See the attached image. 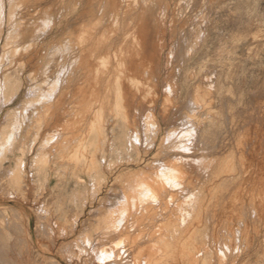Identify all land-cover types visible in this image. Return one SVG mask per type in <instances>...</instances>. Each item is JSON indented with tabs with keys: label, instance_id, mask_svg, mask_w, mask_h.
I'll return each mask as SVG.
<instances>
[{
	"label": "rangeland",
	"instance_id": "374dc122",
	"mask_svg": "<svg viewBox=\"0 0 264 264\" xmlns=\"http://www.w3.org/2000/svg\"><path fill=\"white\" fill-rule=\"evenodd\" d=\"M135 1L0 0V200L41 264H264V0Z\"/></svg>",
	"mask_w": 264,
	"mask_h": 264
},
{
	"label": "bare ground",
	"instance_id": "6f19581e",
	"mask_svg": "<svg viewBox=\"0 0 264 264\" xmlns=\"http://www.w3.org/2000/svg\"><path fill=\"white\" fill-rule=\"evenodd\" d=\"M94 1H95V0H94ZM104 1H105V0H104ZM111 1H112V0H111ZM113 1H114V0H113ZM129 1H130V0H129ZM131 1H132V0H131ZM150 1H151V0H150ZM152 1H153V0H152ZM156 1L158 2V0H156ZM23 2H24V1H23ZM90 2H91V1H90ZM102 2H103V1H102ZM107 2H108V1H107ZM115 2H116V1H115ZM121 2H122V1H121ZM127 2H128V1H127ZM135 2H137V0H136ZM160 2H161V1H160ZM160 2H159V3H160ZM191 2H192V1H191ZM78 3H79V2H78ZM92 3H93V1H92ZM99 3H100V2H98V4H99ZM129 3H130V2H129ZM142 3H143V0H142ZM144 3H146L145 0H144ZM151 3H153V2H151ZM162 3H163V1H162ZM162 3H161V4H162ZM182 3H183V2H182ZM0 4H1V3H0ZM89 4H90V3H89ZM101 4H102V3H100L99 6L96 5V7H97V6L100 7ZM131 4H132V2H131ZM136 4H138V3H136ZM180 4H181V3H180ZM113 5H114V4H113ZM132 5H133V4H132ZM145 5H147V4H145ZM151 5H152V4H151ZM156 5H157V4H156ZM166 5H167V4H166ZM182 5H183V4H182ZM10 6H11V5H10ZM48 6H49V5H48ZM103 6H105V2H104V4H103ZM103 6H102V7H103ZM115 6H116V5H115ZM115 6H114V8H115ZM117 6H118V5H117ZM127 6H128V4H127ZM127 6H126V7H127ZM130 6H131V5H130ZM148 6H149V5H148ZM158 6H160V4H158ZM167 6H168V5H167ZM167 6H165V7H167ZM89 7H90V5H89ZM110 7H111V6H110ZM119 7H120V6H119ZM152 7H153V6H152ZM168 7H169V6H168ZM184 7H185V6H184ZM16 8H17V7H16ZM116 8H118V7H116ZM130 8H131V7H130ZM143 8H145V6H144ZM148 8H149V7H148ZM157 8H158V7H157ZM62 9H63V7H62ZM89 9H91V8H89ZM96 9H98V8H96ZM167 9H168V8H167ZM167 9H166V10H167ZM183 9H184V8H183ZM52 10H53V9H52ZM52 10H51V11H52ZM101 10H102V9H101ZM111 10H115V9H112V8H111ZM126 10H128V9H126ZM142 10H143V9H142ZM150 10H151V9H150ZM25 11H26V10H25ZM49 11H50V10H49ZM153 11H154V9H153ZM158 11H159V10H158ZM183 11H184V10H183ZM45 12H46V11H45ZM89 12H90V11H89ZM102 12H103V11H102ZM111 12H112V11H111ZM117 12H118V11H117ZM154 12H155V11H154ZM160 12H161V11H160ZM179 12H180V11H179ZM38 13H39V11H38ZM42 13H43V12H42ZM61 13H62V12H61ZM86 13H87V12H86ZM86 13H85V14H86ZM91 13H92V12H91ZM118 13H120V12H118ZM142 13H145V11H143ZM151 13H153L152 10H151ZM166 13H167V12H166ZM199 13H200V12H199ZM50 14H51V13H50ZM149 14H150V13H149ZM155 14H156V12H155ZM103 15H104V14H103ZM111 15L113 16L112 13H111ZM111 15H110V16H111ZM118 15H119V14H118ZM141 15H142V14H141ZM143 15H144V14H143ZM150 15H151V14H150ZM161 15H162V14H161ZM179 15H180V14H179ZM10 16H11V15H10ZM59 16H60V15H59ZM193 16H194V15H193ZM11 17H12V16H11ZM13 17H14V16H13ZM13 17H12V18H13ZM101 17H102V16H101ZM105 17H106V16H105ZM137 17H138V16H137ZM158 17H159V16H158ZM161 17H162V16H161ZM180 17H181V16H180ZM9 18H10V17H9ZM17 18H18V17H17ZM80 18H81V17H80ZM88 18H89V17H88ZM90 18H91V17H90ZM109 18H110V17H109ZM144 18H145V17H144ZM146 18H148V16H147ZM189 18H190V17H189ZM202 18H203V17H202ZM51 19H52V18H51ZM175 19H176V18H175ZM41 20H42V19H41ZM100 20H101V19H100ZM156 20H157V19H156ZM10 21H11V20H10ZM90 21H91V20H90ZM90 21H89V22H90ZM145 21H146V20H145ZM147 21H148V20H147ZM147 21H146V24H147ZM190 21H191V20H190ZM94 22H96V21H94ZM131 22H133V20H132ZM154 22H155V21H154ZM157 22H158V21H157ZM186 22H187V21H186ZM33 23H34V22H33ZM41 23H42V22H41ZM44 23H45V22H44ZM117 23H118V22H117ZM176 23H177V22H176ZM30 24H31V23H30ZM85 24H86V22H85ZM141 24H142V22H141ZM204 24H205V23H204ZM16 25H17V24H16ZM50 25H51V23H50ZM92 25H93V24H92ZM199 25H200V24H199ZM29 26H30V25H29ZM33 26H34V25H33ZM146 26H147V25H146ZM146 26H145V27H146ZM200 26H201V25H200ZM27 27H28V26H27ZM35 27H36V26H35ZM47 27H48V25H47ZM70 27H71V26H70ZM78 27H79V26H78ZM87 27H88V26H87ZM29 28H31V27H29ZM81 28H82V27H81ZM83 28H85V27H83ZM106 28H107V27H106ZM116 28H117V27H116ZM134 28H135V27H134ZM142 28H143V27H142ZM201 28H203V27H201ZM26 29H28V28H26ZM37 29H38V28H37ZM67 29H68V28H67ZM85 29H86V28H85ZM110 29H112V28H110ZM117 29H118V28H117ZM132 29H133V28H132ZM199 29H200V28H198V30H199ZM17 30H18V29H17ZM29 30H30V29H29ZM33 30H36V29L33 28ZM76 30H77V29H76ZM78 30H79V29H78ZM136 30H137V29H136ZM187 30H188V29H187ZM201 30H202V29H201ZM70 31H71V30H70ZM92 31H93V30H92ZM105 31H106V30H105ZM110 31H111V30H110ZM112 31H113V30H112ZM114 31H115V30H114ZM26 32H27V31H26ZM115 32H116V31H115ZM150 32H151V31H150ZM18 33H19V32H18ZM18 33H17V34H18ZM29 33H30V32H29ZM31 33H32V31H31ZM33 33H34V32H33ZM67 33H68V32H67ZM83 33H84V32H83ZM151 33H153V32H151ZM202 33H203V32H202ZM24 34H25V33H24ZM35 34H36V33H35ZM76 34H77V33H76ZM88 34H89V33H88ZM90 34H91V33H90ZM93 34H94V33H93ZM104 34H106V33H104ZM104 34H103V35H104ZM110 34H111V33H110ZM110 34H107V36L110 35ZM131 34H134V33L132 32V33H130V35H131ZM145 34H146V33H145ZM33 35H34V34H33ZM83 35H84V34H83ZM103 35H102V36H103ZM137 35H138V34H137ZM147 35H148V34H147ZM150 35H151V34H150ZM201 35H202V34H201ZM28 36H29V35H28ZM66 36H68V35H66ZM85 36H86V32H85ZM87 36H89V35H87ZM111 36H112V35H111ZM126 36H127V35H126ZM143 36H144V35H143ZM194 36H195V35H194ZM76 37H77V35H76ZM82 37H83V36H82ZM90 37H91V36H90ZM100 37H101V36H100ZM148 37H149V36H148ZM178 37H179V36H178ZM187 37H188V36H187ZM200 37H201V36H200ZM70 38H71V37H70ZM70 38H69V39H70ZM107 38H110V37L108 36ZM111 38H112V37H111ZM127 38H128V37H127ZM172 38H173V37H172ZM77 39H78V38H77ZM84 39H86V38H84ZM84 39H83V42L85 41ZM87 39H88V38H87ZM124 39H125V37H124ZM146 39L148 40V38H146ZM173 39H174V38H173ZM179 39H180V37H179ZM196 39H197V38H196ZM38 40H39V39H38ZM73 40H74V39H73ZM73 40H71V41H73ZM103 40H104V39H103ZM69 41H70V40H69ZM69 41H68V42H69ZM93 41H94V40H93ZM108 41H109V40H108ZM126 41H127V40H126ZM158 41H159V40H158ZM78 42H79V44H80V41H78ZM85 42H86V41H85ZM85 42H84V43H85ZM103 42H104V41H103ZM105 42H106V41H105ZM123 42H125V41H123ZM164 42H165V40H164ZM183 42H184V40H183ZM73 43H74V42H73ZM87 43H88V42H87ZM96 43H97V42H96ZM130 43H131V42H130ZM146 43H147V42H146ZM151 43H152V41H151ZM67 44H68V43H67ZM75 44H76V43H75ZM82 44H83V43H82ZM106 44H107V43H106ZM134 44H137V43H134ZM139 44H140V43H139ZM149 44H150V43H148V45H149ZM161 44H162V43H161ZM175 44H176V42H175ZM30 45H31V44H30ZM33 45H34V44H33ZM60 45H61V44H60ZM71 45H72V44H71ZM104 45H105V44H104ZM120 45H121V44H120ZM127 45H128V44H127ZM132 45H133V44H132ZM132 45H131V46H132ZM151 45H152V44H151ZM31 46H32V45H31ZM34 46H36V45H34ZM69 46H70V45H69ZM88 46H89V45H88ZM125 46H126V44H125ZM135 46H136V45H135ZM181 46H182V45H181ZM7 47H8V46H7ZM75 47H76V46H75ZM77 47H78V44H77ZM116 47H117V46H116ZM122 47H124V46L122 45ZM128 47H129V45H128ZM150 47H151V46H150ZM32 48H33V47H32ZM95 48H96V47H95ZM100 48H101V47H100ZM124 48H125V47H124ZM130 48H132V47H130ZM135 48H137V47H135ZM135 48H134V49H135ZM140 48H141V47H140ZM157 48H158V47H157ZM163 48H164V47H163ZM174 48H175V45H174ZM57 49H58V48H57ZM59 49H60V48H59ZM71 49H72V48H71ZM77 49H78V48H77ZM84 49H85V48H84ZM93 49H94V48H93ZM93 49H92V50H93ZM96 49H97V48H96ZM98 49H99V48H98ZM122 49H123V48H122ZM68 50H69V49H68ZM111 50H112V49H111ZM137 50H138V49H137ZM153 50H154V49H153ZM153 50H152V51H153ZM161 50H163V49H161ZM28 51H29V50H28ZM28 51H27V52H28ZM86 51H87V50H86ZM93 51H94V50H93ZM109 51H110V50H109ZM118 51H119V50H118ZM124 51H125V49H124ZM130 51H131V50H130ZM173 51H174V50H173ZM16 52H17V51H16ZM55 52H57V51H55ZM63 52H64V51H63ZM65 52H66V51H65ZM69 52H70V51H69ZM81 52H82V50H81ZM83 52H84V51H83ZM134 52H135V51H134ZM138 52H139V51H138ZM188 52H189V51H188ZM87 53H88V52H87ZM94 53H95V52H94ZM105 53H106V52H105ZM125 53H126V51H125ZM152 53H153V52H152ZM58 54H59V53H58ZM76 54H77V53H76ZM83 54H84V53H83ZM106 54H107V53H106ZM110 54H111V52H110ZM173 54H174V53H173ZM14 55H15V54H14ZM80 55H81V54H80ZM86 55H87V54H86ZM93 55H94V54H93ZM122 55H123V54H122ZM131 55H134V54H131ZM166 55H167V53H166ZM187 55H188V54H187ZM72 56H73V55H72ZM105 56H107V55H104V57H105ZM159 56H160V55H159ZM178 56H179V55H178ZM31 57H32V56H31ZM64 57H65V55H64ZM116 57H117V55H116ZM124 57H125V56H123V59H124ZM128 57H129V55H128ZM157 57H158V56H157ZM165 57H166V56H165ZM82 58H83V57H82ZM111 58H112V56H111L109 59L111 60ZM167 58H168V57H167ZM84 59H85V58H84ZM119 59L122 60L121 58H119ZM136 59H137V58H136ZM169 59H170V56H169ZM75 60H76V59H75ZM79 60H81V58H80ZM128 60H129V59H128ZM128 60H127V61H128ZM170 60H171V59H170ZM76 61H77V60H76ZM124 61H126V58L124 59ZM165 61H167V60H165ZM54 62H55V61H54ZM54 62H53V63H54ZM56 62H58V61H56ZM80 62H81V61H80ZM142 62H143V61H142ZM76 63H77V62H76ZM83 63H84V62H83ZM97 63H98V61H97ZM97 63H96V64H97ZM104 63H105V62H104ZM112 63H113V62H112ZM129 63H131V61H130ZM78 64H79V62H78ZM80 64H81V63H80ZM119 64H120V63H119ZM151 64H152V63H151ZM109 65H111V64H109ZM131 65H132V64H131ZM139 65H140V64H139ZM166 65H167V64H166ZM46 66H47V65H46ZM54 66H55V65H54ZM56 66H57V65H56ZM52 67H53V66H52ZM96 67H97V66H96ZM126 67H127V66H126ZM158 67H159V66H158ZM46 68H47V67H46ZM76 68H77V66H76ZM91 68H92V67H91ZM132 68H133V67H132ZM140 68H141V66H140ZM144 68H145V67H144ZM147 68H148V67H147ZM44 69H45V68H44ZM54 69H55V68H54ZM122 70H123V69H122ZM125 70H126V69H125ZM159 70H160V69H159ZM173 70H174V69H173ZM35 71H36V70H35ZM100 71H101V70H99V73H100ZM102 71H104V70H102ZM134 71H135V70H134ZM146 71L150 72V70H147V69H146ZM60 72H61V71H60ZM62 72H63V70H62ZM73 72H74V71H73ZM126 72H127V71H126ZM137 72H138V70H137ZM151 72H152V70H151ZM176 72H177V71H176ZM176 72H175V73H176ZM35 73H36V72H35ZM35 73H34V74H35ZM83 73H84V72H83ZM122 73H124V72L122 71ZM95 74H96V73H95ZM103 74H104V73H103ZM105 74H106V73H105ZM128 74H129V73H128ZM150 74H152V73H150ZM150 74L148 73V75H150ZM156 74H157V73H156ZM168 74H169V73H168ZM166 75H167V74H166ZM58 76H59V75H58ZM95 76H97V75H95ZM117 76H118V75H117ZM154 76H155V75H154ZM54 77H55V76H54ZM91 77H93V75H92ZM97 77H98V76H97ZM97 77H96L95 80H97ZM102 77H103V76H101V78H102ZM123 77H124V76H123ZM193 77H194V76H193ZM42 78H43V77H42ZM51 78H52V77H51ZM93 78H94V77H93ZM132 78H133V77H132ZM142 78H143V77H142ZM156 78H157V77H156ZM156 78H155V80H156ZM39 79H40V78H39ZM87 79H88V78H87ZM90 79H91V78H90ZM110 79H111V77H110ZM125 79H126V78H125ZM133 79H134V78H133ZM135 79H136V78H135ZM49 80H50V79H49ZM138 80H139V79H138ZM60 81H61V80H60ZM60 81H59V82H60ZM92 81H94V79H93ZM92 81H91V82H92ZM157 81H158V80H157ZM157 81H156V82H157ZM97 82H98V81H97ZM121 82H122V81H121ZM153 82H154V81H153ZM171 82H172V81H171ZM173 82H174V81H173ZM53 83H54V82H53ZM56 83H57V82H56ZM86 83H87V81H86ZM88 83H89V82H88ZM92 83H93V82H92ZM98 83H99V82H98ZM154 83H155V82H154ZM42 84H43V83H42ZM58 84H59V83H58ZM96 84H97V83H96ZM165 84H166V83H165ZM170 84H171V83H170ZM175 84H176V83H175ZM84 85H85V84H84ZM86 85H87V84H86ZM88 85H89V84H88ZM97 85H98V84H97ZM141 85H142V83H141ZM152 85H153V84H152ZM198 85H199V84H198ZM78 86H79V85H78ZM94 86H95V84H94ZM101 86H102V85H101ZM145 86H146V85H145ZM156 86H157V85H156ZM158 86H159V85H158ZM201 86H202V85H201ZM82 87H83V86H82ZM82 87H80V88H82ZM90 87H91V83H90ZM108 87H109V86H108ZM154 87H155V86H154ZM77 88H78V87H77ZM77 88H76V89H77ZM80 88H79V89H80ZM84 88H85V87H84ZM168 88H169V87H168ZM241 88H242V87H241ZM87 89H89V87H87ZM92 89H93V88H92ZM99 89H100V88H99ZM47 90H48V89H47ZM80 90H81V89H80ZM84 90H85V89H84ZM84 90H81V92L84 91ZM212 90H213V89H212ZM263 90H264V89H263ZM45 91H46V90H45ZM51 91H52V90H51ZM51 91H50V92H51ZM77 91H79V90L77 89ZM88 91H90V90H86V93H87ZM93 91H94V90H93ZM213 91H214V90H213ZM141 92H142V91H141ZM153 92H154V91H153ZM164 92H165V91H164ZM41 93H42V92H41ZM47 93H48V92H47ZM79 93H80V92H79ZM90 93H91V92L88 93L89 96H90ZM95 93H96V92H95ZM110 93H112V92H110ZM167 93H168V92H167ZM84 94H85V93H84ZM174 94H175V93H174ZM207 94H210V93H207ZM46 95H47V94H46ZM50 95H51V94H50ZM53 95H54V94H53ZM109 95H110V94H109ZM154 95H155V94H154ZM262 95H263V94H262ZM84 96H85V95H84ZM96 96H97V93H96ZM110 96H111V95H110ZM152 96H153V95H152ZM207 96H208V95H207ZM255 96H256V95H255ZM49 97H50V96H49ZM82 97H83V96H82ZM86 97H87V96H86ZM92 97H93V96H92ZM98 97H99V96H98ZM103 97H104V96H103ZM40 98H41V97H40ZM46 98H47V96H46ZM50 98H51V97H50ZM73 98H74V97H73ZM80 98H81V97H80ZM96 98H97V97H96ZM112 98H113V96H112ZM125 98H126V97H125ZM149 98H150V97H149ZM151 98H152V97H151ZM164 98H165V97H164ZM202 98H203V97H202ZM86 99H87V98H86ZM93 99H94V97H93ZM97 99H98V98H97ZM109 99H110V97H109ZM167 99H168V98H167ZM193 99H194V98H193ZM204 99H205V98H204ZM41 100H42V99H41ZM44 100H45V99H44ZM88 101H89V100H88ZM169 101H170V100H169ZM39 102H40V101H39ZM50 102H51V101H50ZM80 102H82V101H80ZM84 102H85V101H84ZM86 102H87V101H86ZM97 102H98V101H97ZM111 102H112V100H111ZM111 102H109V103H111ZM190 102L192 103V101H190ZM31 103H32V102H31ZM82 103H83V102H82ZM92 103H93V102H92ZM104 103H105V102H104ZM137 103H138V102H137ZM137 103H136V104H137ZM165 103H166V102H165ZM168 103H170V102H168ZM194 103H195V102H194ZM49 104H50V103H49ZM155 104H156V103H155ZM29 105H30V104H29ZM77 105H78V104H77ZM89 105H91V104L89 103ZM109 105H110V104H109ZM134 105H135V104H134ZM163 105H165V104H163ZM195 105H196V103H195ZM213 105H214V104H213ZM39 106H40V105H39ZM44 106H45V105H44ZM46 106H47V104H46ZM70 106H71V105H70ZM72 106H74V105H72ZM166 106H167V105H166ZM188 106H189V105H188ZM32 107H33V105H32ZM40 107H42V106H40ZM50 107H51V106H50ZM88 107H89V106H88ZM91 107H92V106H91ZM101 107H102V106H101ZM146 107H147V106H146ZM161 107H162V105H161ZM43 108H44V107H43ZM151 108H152V107H151ZM167 108H168V107H167ZM185 108H186V106H185ZM45 109H46V108H45ZM47 109H49V108H47ZM85 109H86V107H85ZM89 109H90V108H89ZM89 109H88V111H89ZM139 109H140V108H139ZM147 109H148V108H147ZM165 109H166V108H165ZM168 109H169V108H168ZM168 109H167V111H168ZM40 110H41V109H40ZM50 110H51V109H50ZM74 110H75V109H74ZM90 110H91V109H90ZM150 110H151V109H150ZM182 110H183V109H182ZM36 111H37V110H36ZM41 111H42V110H41ZM51 111H52V110H51ZM66 111H67V110H66ZM139 111H140V110H139ZM159 111H160V110H159ZM163 111H164V110H163ZM79 112H80V111H79ZM85 112H86V111H85ZM85 112L83 111V113H85ZM149 112H150V111H149ZM40 113H41V112H40ZM47 113H48V112H47ZM81 113H82V112H81ZM83 113H82V114H83ZM172 113H173V112H172ZM36 114H37V113H36ZM76 114H77V113H76ZM79 114H80V113H79ZM85 114H88V113H85ZM85 114H84V115H85ZM89 114H90V113H89ZM144 114H145V113H144ZM146 114H147V113H146ZM146 114H145V115H146ZM39 115H40V114H39ZM45 115H46V114H45ZM45 115H44V116H45ZM51 115H52V114H51ZM60 115H61V114H60ZM80 115H81V114H80ZM123 115H124V114H123ZM152 115H153V114H152ZM36 116H37V115H36ZM53 116H54V115H53ZM74 116H75V115H74ZM78 116H79V115H78ZM85 116H86V118H87V115H85ZM130 116H131V115H130ZM142 116H144V115H142ZM160 116H161V115H160ZM202 116H203V115H202ZM250 116H252V115H250ZM41 117H42V116H41ZM45 117H46V116H45ZM175 117H176V116H175ZM78 118H79V117H78ZM83 118H84V117L82 116V118H80V119H83ZM92 118H93V116H92ZM136 118H137V116H136ZM138 118H139V117H138ZM170 118H171V117H170ZM177 118H178V117H177ZM252 118H253V116H252ZM40 119H41V118H40ZM67 119H68V117H67ZM71 119H72V118H71ZM33 120H34V119H33ZM68 120H70V117H69ZM68 120H67V121H68ZM84 120H85V119H84ZM84 120H83V121H84ZM148 120H149V119H148ZM173 120H174V119H173ZM191 120H194V119H191ZM252 120H253V119H252ZM39 121H40V120H39ZM67 121H66V123H68ZM130 121H131V120H130ZM156 121H157V120H156ZM184 121H186V120H184ZM256 121H257V120H256ZM34 122H35V121H34ZM75 122H76V124H77V120H76ZM248 122H249V121H248ZM250 122H251V121H250ZM32 123H33V121H32ZM66 123H65V125H67ZM70 123H71V122H70ZM70 123H68V124H70ZM73 123H74V122H73ZM80 123H82V122H80ZM145 123H146V122H145ZM183 123H184V122H183ZM191 123L194 124V121L191 122ZM191 123H188V124H191ZM34 124H35V123H34ZM76 124H75V125H76ZM78 124H79V123H78ZM82 124H83V123H82ZM32 125H33V124H32ZM42 125H43V124H42ZM175 125H176V124H175ZM72 126H73V125H72ZM142 126H143V125H142ZM190 126H191V125H190ZM256 126H257V125H256ZM185 127H186V126H185ZM194 127H195V126H194ZM247 127H248V126H246V128H247ZM251 127H252V126H251ZM55 128H57V127L55 126ZM60 128H61V126H60ZM60 128H59V129H60ZM68 128H69V127H68ZM199 128H200V127H199ZM199 128H198V131H199ZM69 129H73V127L69 128ZM75 129H76V128L74 127V130H75ZM166 129H167V128H166ZM195 129H197V128H195ZM249 129H250V128H249ZM60 130H62V129H60ZM77 130H78V129H77ZM200 130H201V128H200ZM246 130H247V129H246ZM55 131H56V130H55ZM72 131H73V130H72ZM179 131H180V130H179ZM198 131H197V132H198ZM247 131H248V130H247ZM249 131H250V130H249ZM249 131H248V132H249ZM53 132H54V131H53ZM57 132H58V131H57ZM61 132H62V131H61ZM174 132H175V131H172L171 133H174ZM185 132H188V135H187ZM197 132H196V133H197ZM200 132H201V131H200ZM200 132H199V133H200ZM250 132H251V131H250ZM54 133H55V132H54ZM132 133H133V132H132ZM155 133H156V132H155ZM171 133H169V134H171ZM179 133H180V132H179ZM184 133L188 136L187 139L193 137V136H191V137L189 136L190 133H191V135H192V132L189 131V130H188V131L184 130ZM196 133L193 132V134H196ZM174 134H175V133H174ZM174 134H173V135H174ZM180 134L183 135V133H180ZM249 134H250V133H249ZM263 134H264V133H263ZM80 135H81V134H80ZM173 135H171L172 138L175 137V135H177V131H176V134H175L174 136H173ZM182 135H181V136H182ZM186 135H183V136L185 137ZM197 135H198V134H197ZM72 136H73V135H72ZM77 136H79V135H77ZM84 136H85V135H84ZM84 136H83V137H84ZM167 136H169V138H171L170 135H167ZM178 137L180 138V136H178ZM195 137H196V138L198 137V139H200L201 136H200V137H199V136H195ZM69 138H70V137H69ZM133 138H134V137H133ZM133 138H132V139H133ZM165 138H166V137H165ZM169 138H167V139H169ZM196 138L194 139L195 141H192L191 139H190V141L197 143L198 141L196 142ZM58 139H59V138H58ZM71 139H72V138H71ZM135 139H136V138H135ZM167 139H166V140H167ZM175 139H176V138H175ZM175 139H174V140H175ZM180 139H181V138H180ZM180 139H179V140H180ZM182 139H183V141L185 140L184 138H182ZM182 139H181V140H182ZM192 139H193V138H192ZM68 140H70V139H68ZM68 140H66L65 142H68ZM83 140H84V139H83ZM166 140H165V141L163 140V141L166 142ZM177 140H178V139H177ZM61 141H62V140H61ZM70 141H71V140H70ZM167 141H168V140H167ZM170 141H172V140H170ZM187 141H188V140H187ZM136 142H137V141H136ZM175 142H176V141H175ZM179 142H180V141H179ZM202 142H203V141H202ZM253 142H254V141H253ZM253 142H252V143H253ZM47 143H48V142H47ZM138 143H139V141H138ZM183 143H184V142H183ZM185 143H186V142H185ZM195 143H194V144H195ZM243 143H244V142H243ZM252 143H251V144H252ZM170 144H171V142H170ZM176 144H177V143H176ZM176 144H175V145H176ZM201 144H202V143H201ZM203 144H204V142H203ZM246 144H247V143H246ZM254 144H255V143H254ZM183 145L185 146V144H183ZM188 145H191V143L189 142ZM195 145H197V144H195ZM67 146H68V145H67ZM173 146H174V145H173ZM178 146H179V144H178ZM178 146L176 145L177 149L179 148ZM192 146H193V145H192ZM198 146L200 147L199 144H198ZM216 146H217V145H216ZM0 147H1V146H0ZM69 147H70V146H69ZM180 147L182 148V145H181ZM185 147H186V146H185ZM189 147H190V146H189ZM254 147H255V146H254ZM173 148H175V147H173ZM183 148H184V147H183ZM190 148H192V147H190ZM190 148H189V149H190ZM200 148H201V147H200ZM203 148H204V147H203ZM246 148H247V147H246ZM249 148H250V147H249ZM186 149H187V148H186ZM186 149H184V150H186ZM192 149H193V148H192ZM194 149H195V148H194ZM179 150H181V149L179 148ZM179 150H177V151H179ZM182 150H183V149H182ZM182 150H181V151H182ZM190 150H191V149H190ZM208 150H209V149H208ZM187 151H188V149H187ZM191 151H193V150H191ZM253 151H254V150H253ZM184 152H185V151H184ZM188 152H189V151H188ZM206 152H207V151H206ZM209 152H210V151H209ZM244 153H245V152H244ZM244 153H243V154H244ZM249 153H250V152H249ZM263 155H264V154H263ZM247 156H248V155H247ZM176 157H177V159H175V162H177L176 160L181 161L180 159H178V156H176ZM176 157H175V158H176ZM189 157H191V156H189ZM189 157H188V158H189ZM209 157H210V156H209ZM209 157H208V160H210ZM170 158H171V157H170ZM180 158H182V157H180ZM185 158H186V157H185ZM188 158H187V159H188ZM191 158H192V157H191ZM246 158H247V157H246ZM173 159H174V158H173ZM183 159H184V158H182V161H184V163H185L187 159H186V160H185V159L183 160ZM206 159H207V158H206ZM194 160H195V159L193 158V161H194ZM198 160H199V159H198ZM198 160H197V161H198ZM200 160H201V159H200ZM200 160H199V161H200ZM214 160H216V159L214 158ZM243 160H244V159H243ZM170 161H171V160H170ZM173 161H174V160H173ZM173 161H172V162H173ZM182 161H181V162H182ZM190 161H191L190 163H192L191 165H193V162H192L191 159H190ZM201 161H202V160H201ZM204 161H205V158H204ZM204 161H203V162H204ZM211 161H212V160H211ZM216 161H217V160H216ZM262 161H263V159H262ZM119 162H120V161H119ZM157 162H158V161H157ZM172 162H171V164H172ZM175 162H174V163H175ZM181 162H180V163H181ZM188 162H189V161H187V162L185 163V165H186ZM194 162H195V161H194ZM208 162H210V161H208ZM212 162H213V161H212ZM244 162H245V161H244ZM251 162H252V161H251ZM182 163H183V162H182ZM204 163L206 164L207 162H204ZM157 164H159V162H158ZM162 164H163V167L166 165L165 163H162ZM164 164H165V165H164ZM205 164H204V165H205ZM212 164H213V163H212ZM111 165H112V164H111ZM167 165H170V164H167ZM167 165H166V167H167ZM173 165H176V166H177V164H173ZM178 165H179V164H178ZM188 165L191 166L189 163H188ZM194 165H195V164H194ZM200 165H201V164H200ZM209 165H210V164H209ZM253 165H254V164H253ZM170 166H171V165H170ZM249 166H250V165H249ZM261 166H262V164H261ZM163 167H162V168H163ZM166 167H164V168H166ZM173 167H174V166H173ZM178 167H179V166H178ZM178 167H177V168H178ZM191 167H192V166H191ZM193 167L195 168V167H199V166L197 165V166H193ZM201 167H202V166H201ZM205 167H206V166H205ZM210 167H212V165H211ZM251 167H252V166H251ZM174 168H175V167H174ZM174 168H173V169H174ZM181 168H182V166H181ZM181 168H179V169H181ZM187 168H188V167H187ZM253 168H254V167H253ZM158 169H159V166H158ZM171 169H172V168H171ZM173 169H172V170H173ZM188 169H189V168H188ZM199 169H201V168H199ZM202 169H205L204 166L202 167ZM247 169H248V168H247ZM159 170H160V169H159ZM167 170H168V169H167ZM169 170H170V168H169ZM169 170H168V171H169ZM175 170H176V169H174V171H175ZM181 170H182V169H181ZM183 170H185V169H183ZM183 170H182V172L185 174V172H184ZM194 170H195V169H194ZM197 170H198V169H197ZM208 170H209V166H208ZM257 170H258V169H257ZM160 171H162V170H160ZM160 171H159V173H160ZM165 171H166V169H165ZM168 171H167V173H168ZM176 171H177V170H176ZM190 171H191V170H190ZM144 172H145V171H144ZM144 172H141V171H140L139 173L133 175L134 178L142 179V181L140 182V184L137 183V184L135 185V187L132 188V190H131V193H135V194L137 195V196H134L135 199H133L132 202H134V200H136V198H137L138 196L141 197V196H143V195H145V194H148V193H146V192H147V188L149 189V187H150V185H151V184L148 185V183H151L152 181H150L151 179L148 180L147 178H145V177L142 178V176H140L141 174L143 175ZM156 172H157V171H156ZM170 172H172V171H170ZM177 172H178V171H177ZM177 172H176V173H177ZM179 172H180V171H179ZM186 172H187V171H186ZM199 172H200V170H199ZM201 172H202V171H201ZM167 173H166L165 176H167ZM173 173H174V172H173ZM173 173H171V174H173ZM176 173H175V174H176ZM180 173H181V172H180ZM180 173H179V174H180ZM203 173H204V172H203ZM205 173H206V170H205ZM153 174H155V173H153ZM164 174H165V173H164ZM168 174H170V173H168ZM175 174H174V175H175ZM177 174H178V173H177ZM262 174H263V173H262ZM146 175H147V174H146ZM156 175H157V173H156ZM161 175H163L162 172H161ZM174 175H173V176H174ZM180 175H181V174H180ZM182 175H183V174H182ZM182 175H181V177H182ZM190 175H191V174H190ZM198 175H199V174H198ZM207 175H208V174H207ZM144 176H145V175H144ZM152 176H153V175H152ZM165 176L163 175V176L160 177V178H163V177H164V178L166 179ZM173 176L170 175L169 177H171L172 180H173V179H176L177 181H178V180H180V181H181V180H184V179H178V177H179L178 175H176V176H174V177H173ZM177 176H178V177H177ZM186 176L189 177L188 174H187ZM118 177H119V176H118ZM167 177H168V176H167ZM176 177H177V178H176ZM181 177H180V178H181ZM183 177H184V176H183ZM183 177H182V178H183ZM188 177H187V179H188ZM198 177H199V176H198ZM261 177H263V176H261ZM261 177H260V178H261ZM184 178H186V177H184ZM202 178H203V177H202ZM253 178H254V177H253ZM152 179H153V178H152ZM157 179H158V177H157ZM165 179H164V181H165ZM153 180H154V179H153ZM162 180H163V179H162ZM166 180H167V179H166ZM172 180L169 181V179H168V180H167L168 182L166 181V183H167L166 185L168 186V183H170V185L175 186L173 183H175L176 180H174V182H173ZM205 180H206V179H205ZM135 181H136V179H135ZM149 181H150V182H149ZM157 181H158V180H157ZM171 181H172V182H171ZM262 181H263V179H262ZM137 182H139V181H137ZM155 182H156V180H155ZM158 182H159V181H158ZM178 182H179V181H178ZM253 182H254V181H253ZM161 183H162V181H161ZM164 183H165V182H164ZM190 183H192V181H191ZM97 184H98V183H97ZM125 184H126V183H125ZM128 184H129V183H128ZM134 184H135V182H134ZM175 184H176V183H175ZM177 184H178V183H177ZM180 184H181V183H180ZM184 184H185V182H183V185H184ZM247 184H248V183H247ZM263 184H264V183H263ZM152 185H153V183H152ZM152 185H151V186H152ZM158 185H159V188H161V187H160V184H158ZM178 185H179V184H178ZM245 185H246V184H245ZM256 185H257V184H256ZM131 186H132V184H131ZM147 186H149V187H147ZM163 186H164V185H162V187H163ZM167 186H165V187H167ZM179 186H180V185H179ZM179 186H177L178 189H179ZM181 186H182V185H181ZM165 187H164V188H165ZM177 187H176V189L173 187L174 190L177 191V190H178ZM241 187H242V186H241ZM255 187H256V186H255ZM259 187H260V186H259ZM261 187H262V185H261ZM263 187H264V186H263ZM155 188H156V189L158 188L157 185H156ZM170 188H172V187H170ZM170 188L168 187V189H169L168 192L171 193ZM180 188H181V187H180ZM185 188H186V187H184V189H185ZM152 189H154V185H153V188H152ZM156 189H155V190H156ZM186 189H188V188H186ZM186 189H185V190H186ZM190 189H191V188H190ZM252 189H253V188H252ZM256 189H257V188H256ZM260 189H261V188H260ZM129 190H130V189H129ZM149 190H150V189H149ZM157 190H158V194L156 193L157 195L154 194V196H158V195H160V194H159V190H160V189H157ZM157 190H156V191H157ZM174 190H173V191H174ZM182 190H183V189H182ZM185 190H184V192H186ZM188 190H189V189H188ZM119 191H120V190H119ZM150 191H152V190H150ZM161 191H162V190H161ZM165 191H166V190H165ZM173 191H172V192H173ZM163 192H164V191H163ZM168 192H167V195L169 194ZM182 192H183V191H182ZM184 192H183V193H184ZM263 192H264V191H263ZM120 193H122V192L120 191ZM149 193L152 194V192H149ZM173 193H174V192H173ZM237 193H238V192H237ZM259 193H261V192H259ZM222 194H223V193H222ZM234 194H235V193H234ZM263 194H264V193H263ZM120 195H121V194H120ZM122 195L124 196V194H122ZM152 195H153V194H152ZM152 195H149V196L147 195V196L150 197V196H152ZM162 195H163V194H162ZM227 195H228V194H227ZM261 195H262V194H261ZM164 196H165V194H164ZM183 196H184V195H183ZM236 196H237V195H236ZM115 197H116V196H115ZM143 197H144V196H143ZM145 197H146V196H145ZM145 197H144V198H145ZM148 197H146V198H148ZM152 197H153V196H152ZM158 197H159V196H158ZM172 197H174V196H172ZM172 197H171V194H170V198H171V199H173ZM233 197H234V196H233ZM117 198H118V197H117ZM144 198H143V200H144ZM165 198H166V196H165ZM225 198H226V197H225ZM260 198H261V197H260ZM141 199H142V198H140L139 200H141ZM148 199H149V198H148ZM154 199H156V197L153 198V200H151V198H150L149 200H151V202H152V201H154ZM159 199H161V198H159ZM168 199H169V197H168ZM168 199H166V200H168ZM233 199H234V198H232V201H233ZM257 199H258V198H257ZM115 200H116V199H115ZM119 200H120V202H122V200H123V201H127V200H129V198H128V197L126 198V196H125V197H123V198L121 197V199H119ZM137 200H138V199H137ZM139 200H138L137 202H139ZM149 200H147V201L149 202ZM144 201H145V200H144ZM172 201H174V200H172ZM172 201H171V202H172ZM242 201H243V199H242ZM260 201H261V200H260ZM120 202H119V203H120ZM135 202H136V201H135ZM142 202H143V201H142ZM142 202H141V203H142ZM154 202H156V204L159 203L158 200H157V201L155 200ZM116 203H117V201H116ZM122 203H123V202H122ZM125 203H126V202H125ZM139 203H140V202H139ZM145 203H147V202L145 201ZM145 203H143V204H145ZM176 203H177V202H176ZM232 203H233V202H232ZM253 203H254V201H253ZM162 204H163V203H162ZM172 204H173V203H172ZM238 204H239V203H238ZM118 205H119V204H118ZM132 205H133V203H132ZM170 205H171V203H170ZM184 205H185V204H184ZM232 205H234V204H232ZM253 205H254V204H253ZM120 206H121V205H120ZM130 206H131V205H130ZM133 206L135 207V205H133ZM133 206H132V207H133ZM141 206H142V205H141ZM141 206H139V207H141ZM166 206H167V205H166ZM115 207H117V206L115 205ZM153 207H154V206H153ZM153 207H152V208H153ZM169 207H170V206H169ZM118 208H120V207H118ZM118 208H117V209H118ZM123 208H124V207H123ZM123 208H120L119 210L121 211V209H123ZM148 208H149V207H148ZM167 208H168V206H167ZM117 209H116V210H117ZM232 209H233V208H232ZM119 210H118V212H119ZM128 210H129V209H128ZM133 210H134V209H133ZM146 210H147V209H146ZM230 210H231V209H230ZM110 211H111V210H110ZM122 211H124V210H122ZM135 211H136V210H135ZM164 211H165V210H164ZM125 212H126V209H125V211H124V215H125ZM130 212H131V211H130ZM108 213H109V212H108ZM119 213H120V212H119ZM121 213H122V212H121ZM146 213H147V212H146ZM148 213H149V211H148ZM148 213H147V214H148ZM159 213H160V212H159ZM182 213H183V212H182ZM187 213H188V212H187ZM199 213H200V212H199ZM113 214H114V212H113ZM116 214H117V211H116ZM116 214H115V215H116ZM122 214H123V213H122ZM122 214H121V216H123ZM143 214H144V213H143ZM166 214H167V213H166ZM253 214H254V213H253ZM119 215H120V214H119ZM119 215H118V216H119ZM172 215H173V214H172ZM237 215H238V214H237ZM110 216H111V215H110ZM118 216H117V218H118ZM145 216H146V215H145ZM201 216H202V215H201ZM231 216H232V214H231ZM253 216H254V215H253ZM163 217H164V216H163ZM188 217H189V216H188ZM227 217H228V216H227ZM113 218H114V217H113ZM154 218H155V217H154ZM160 218H161V217H160ZM178 218H179V217H178ZM183 218H185V217H183ZM183 218H181V219H183ZM118 219H119V218H118ZM124 219H126V217H125ZM142 219H144V218H142ZM181 219H180V220H181ZM187 219H188V218H187ZM108 220H109V219H108ZM148 220H149V219H148ZM148 220H147V221H148ZM155 220H156V219H155ZM122 221H123V219H122ZM183 221H184V220H183ZM114 222H115V221H114ZM151 222H152V221H151ZM153 222H154V221H153ZM184 222H185V221H184ZM187 222H188V221H187ZM251 222H252V221H251ZM182 223H183V222H182ZM199 223H200V222H199ZM247 223H248V222H247ZM112 224H113V223H112ZM119 224H120V223H119V220H118V226H119ZM121 224H122V222H121ZM121 224H120V225H121ZM197 224H198V223H197ZM229 224H230V223H229ZM108 225H109V224H108ZM116 225H117V223H116ZM161 225H162V224H161ZM167 225H168V224H167ZM206 225H207V224H206ZM230 225H231V224H230ZM247 225H248V224H247ZM118 226H117L116 230L119 229V227H121L122 225L119 226V227H118ZM232 226H233V225H232ZM113 227H114V226H113ZM125 227H126V226H125ZM125 227H124V228H125ZM159 227H160V226H159ZM215 227H216V226H215ZM238 227H239V226H238ZM232 228H233V227H232ZM131 229H132V228H131ZM162 229H163V228H162ZM237 231H238V230H237ZM258 232H259V231H258ZM152 233H153V232H152ZM184 233H185V232H184ZM217 233H218V232H217ZM232 233H233V232H232ZM157 234H158V232H157ZM159 234H161V233L159 232ZM187 234H188V233H187ZM234 234H235V233H234ZM151 235H152V234H151ZM242 235H243V234H242ZM142 236H143V235H142ZM157 236H158V235H157ZM165 237H166V236H165ZM155 238H156V237H155ZM182 238H183V237H182ZM246 239H247V238H246ZM237 241H238V240H237ZM245 241H246V240H245ZM246 242H247V241H246ZM244 245H245V244H244ZM164 247H165V246H164ZM176 247H177V246H176ZM179 247H180V246H179ZM150 248H151V247H150ZM159 248H160V247H159ZM217 248H218V247H217ZM242 248H243V247H242ZM151 249H152V248H151ZM157 249H158V248H157ZM105 250H106V249H105ZM149 250H150V249H149ZM149 250H148V251H149ZM239 250H240V249H239ZM102 251H103V250H102ZM107 251H108V250H107ZM152 251H153V250H152ZM162 251H164V250H162ZM179 251H180V250H179ZM105 252H106V251H105ZM109 252H110V251H108V253H109ZM156 252H157V251H156ZM158 252H159V251H158ZM171 252H172V251H171ZM217 252H218V251H217ZM228 252H229V251H228ZM99 253L102 254L101 251H100ZM141 253H143V252H141ZM144 253H145V252H144ZM160 253H161V250H160ZM165 253H166V252H165ZM165 253H164V255H165ZM104 254H105V253H104ZM106 254H107V252H106ZM158 254H159V253H158ZM162 254H163V253H162ZM150 255H151V254H150ZM164 255H163V256H164ZM176 255H177V254H176ZM201 255H202V254H201ZM100 256H101V255H100ZM100 256H99V257H100ZM108 256H109V255H108ZM141 256H142V255H141ZM152 256H153V255H152ZM152 256H150V257H152ZM191 256H192V255H191ZM191 256H190V258H191ZM138 257H140V255H139ZM101 258H102V257H101ZM104 258H105V257H104ZM145 258H146V257H145ZM224 258H225V257H224ZM150 259H151V258H150ZM192 259H193V257H192ZM196 259H197V258H196ZM104 260H105V259H104ZM145 260H146V259H145ZM152 260H153V259H152ZM152 260H151V262H152ZM164 260H165V259H164ZM182 260H183V259H182ZM100 261H101V260H100ZM142 261H144V260H142ZM156 261H157V260H156ZM170 262H171V261H170ZM146 263H147V262H146ZM192 263H194V262L192 261ZM143 264H144V263H143ZM183 264H184V263H183Z\"/></svg>",
	"mask_w": 264,
	"mask_h": 264
},
{
	"label": "crops",
	"instance_id": "0c3cea01",
	"mask_svg": "<svg viewBox=\"0 0 264 264\" xmlns=\"http://www.w3.org/2000/svg\"><path fill=\"white\" fill-rule=\"evenodd\" d=\"M14 170V167L11 172L0 169V182L8 177L12 179ZM13 205L0 200V264H41L35 255L39 245L31 234L30 223L26 225ZM3 209L11 213H4Z\"/></svg>",
	"mask_w": 264,
	"mask_h": 264
}]
</instances>
